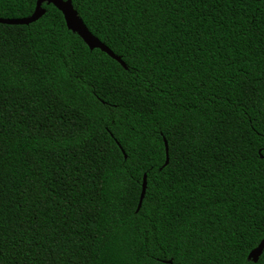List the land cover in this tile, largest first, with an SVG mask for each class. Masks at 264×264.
I'll use <instances>...</instances> for the list:
<instances>
[{
    "label": "trees",
    "instance_id": "trees-1",
    "mask_svg": "<svg viewBox=\"0 0 264 264\" xmlns=\"http://www.w3.org/2000/svg\"><path fill=\"white\" fill-rule=\"evenodd\" d=\"M71 4L126 69L0 24V264H264V0Z\"/></svg>",
    "mask_w": 264,
    "mask_h": 264
},
{
    "label": "water",
    "instance_id": "water-1",
    "mask_svg": "<svg viewBox=\"0 0 264 264\" xmlns=\"http://www.w3.org/2000/svg\"><path fill=\"white\" fill-rule=\"evenodd\" d=\"M45 3L46 5H52L56 8L62 15L66 28L73 34H76L83 43L88 47L90 51L97 49L103 53H105L108 57L116 61L123 69H126L124 63L120 60L119 57H116L107 47H105L102 43H100L94 36H92L86 27L84 26L81 19L78 17L76 11L73 9L71 0H37L35 4V9L33 14L30 17L24 19H0L1 25L7 26H28L29 24L34 23L39 18H41L45 10L41 7L42 4ZM165 147V167L168 164V157H167V146L164 142ZM145 192V176L142 180L141 186V193L137 205V210H139L141 206L142 199L144 197ZM264 250V238L259 243V245L248 255V260L256 262L260 255Z\"/></svg>",
    "mask_w": 264,
    "mask_h": 264
}]
</instances>
